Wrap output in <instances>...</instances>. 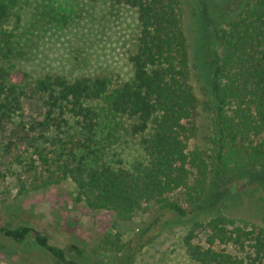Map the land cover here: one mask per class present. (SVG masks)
Listing matches in <instances>:
<instances>
[{
	"label": "trees",
	"instance_id": "trees-1",
	"mask_svg": "<svg viewBox=\"0 0 264 264\" xmlns=\"http://www.w3.org/2000/svg\"><path fill=\"white\" fill-rule=\"evenodd\" d=\"M109 1L136 15L128 79L31 74L17 61L15 34L4 29L11 6L0 3V185L14 179L25 196L72 181L90 210L114 212L119 221L150 209L156 223L191 221L183 245L194 264H264V218L257 223L222 211L197 218L209 209L206 197L219 191V200L234 192L264 202V180L247 182L264 173V0H213L235 4L234 17L207 9L215 28L203 104L211 119L208 153L190 150L199 100L182 1ZM27 102L40 107L31 118ZM129 143L142 154L128 166L116 149ZM239 185L246 188L236 193ZM2 230L18 244L33 232ZM34 238L60 264H85L47 236ZM125 247L119 237L100 245L107 253Z\"/></svg>",
	"mask_w": 264,
	"mask_h": 264
},
{
	"label": "rangeland",
	"instance_id": "rangeland-1",
	"mask_svg": "<svg viewBox=\"0 0 264 264\" xmlns=\"http://www.w3.org/2000/svg\"><path fill=\"white\" fill-rule=\"evenodd\" d=\"M181 1L189 45L190 83L199 100L190 150L208 153L211 119L203 104L212 78L207 56L210 48L215 47V28L207 22L206 13L221 11L225 18L231 12L230 16L234 17L237 7L213 0H206L208 5L200 0ZM2 2L8 3L12 11L4 29L15 34L21 51L17 61L31 74L58 73L75 77L102 73L130 78L128 54L138 33L132 10L114 7L109 0H0ZM217 24L221 27L224 22L221 19ZM25 109L26 116L31 118L40 107L27 102ZM116 151L128 166L142 154L133 143L121 145ZM257 178L264 180V173L247 182L252 183ZM245 188L239 185L236 193ZM223 195L224 192L219 191L211 198L206 197L209 209L197 218L206 220L222 211L232 218L261 223L264 202L234 192L219 200ZM260 196L261 193H257L256 198ZM156 219L153 209L124 222L119 221L114 212L92 211L79 199L78 187L72 181L21 196L15 180L10 178L0 185V264H60L36 243V232L47 236L51 245L65 250L69 258L80 263L194 264L183 245L192 222L156 223ZM22 226L33 230L25 244H18L2 230ZM115 237L126 244L122 252L107 253L100 249L105 240Z\"/></svg>",
	"mask_w": 264,
	"mask_h": 264
}]
</instances>
